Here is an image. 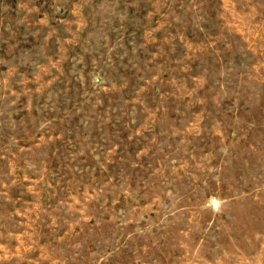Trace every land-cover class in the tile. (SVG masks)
I'll return each mask as SVG.
<instances>
[{"label": "rangeland", "instance_id": "1", "mask_svg": "<svg viewBox=\"0 0 264 264\" xmlns=\"http://www.w3.org/2000/svg\"><path fill=\"white\" fill-rule=\"evenodd\" d=\"M0 264H264V0H0Z\"/></svg>", "mask_w": 264, "mask_h": 264}]
</instances>
